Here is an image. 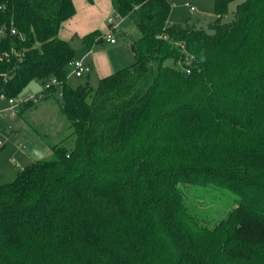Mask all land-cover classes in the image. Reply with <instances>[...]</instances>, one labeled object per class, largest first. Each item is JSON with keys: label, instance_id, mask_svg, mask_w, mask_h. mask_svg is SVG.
I'll return each mask as SVG.
<instances>
[{"label": "trees", "instance_id": "obj_1", "mask_svg": "<svg viewBox=\"0 0 264 264\" xmlns=\"http://www.w3.org/2000/svg\"><path fill=\"white\" fill-rule=\"evenodd\" d=\"M228 1H215L206 31L172 23L170 0H112L141 35L135 61L94 88L67 82L76 54L59 31L73 0H0V50L12 51L0 93L56 79L37 92L59 104L74 138L0 184V264H220L223 251L237 259L264 244V0L239 2L223 21ZM187 186L234 198L223 250Z\"/></svg>", "mask_w": 264, "mask_h": 264}, {"label": "rangeland", "instance_id": "obj_2", "mask_svg": "<svg viewBox=\"0 0 264 264\" xmlns=\"http://www.w3.org/2000/svg\"><path fill=\"white\" fill-rule=\"evenodd\" d=\"M172 3L169 19L172 23L183 26H195L206 31H212L217 14L216 0H170ZM244 0H229L227 11L223 15V21L233 19L234 10L239 2ZM194 7V8H192ZM113 18V29L111 35L115 38L119 47L110 50L114 62H118L124 57L129 56L127 62L119 67L128 66L135 61V52L132 46L140 37L141 30L133 15L122 17L116 12H112L108 17ZM1 35V33H0ZM80 37L75 36L71 42L75 48V54L79 53ZM104 48L113 46L103 35L102 41L97 44ZM111 49V48H109ZM168 64H176L172 60ZM47 79L30 81L24 89L16 96L27 97L30 92L36 93L45 85L51 82ZM89 81L92 87L98 84V77L94 72L89 71L82 76H76L73 68L67 74V82L72 86ZM7 97H0V184L13 181L17 173L27 164L36 159L49 158L52 156V144L64 142L69 148L74 145V138L67 136L69 133L66 127L67 119L61 112L58 103H55L52 96L42 97L34 105H31L21 115H10ZM189 201L195 207L194 213L198 218L203 219V223L214 229L215 236L211 239L215 246L223 250L225 245L232 244L229 238V213L234 206V198H230L229 192L221 188L200 189L198 187L187 186L184 188ZM220 264H264V244L255 245L248 251L247 257L232 258L221 252L219 255Z\"/></svg>", "mask_w": 264, "mask_h": 264}, {"label": "crops", "instance_id": "obj_3", "mask_svg": "<svg viewBox=\"0 0 264 264\" xmlns=\"http://www.w3.org/2000/svg\"><path fill=\"white\" fill-rule=\"evenodd\" d=\"M73 2L76 12L62 24L59 31L60 37L68 40L71 45L75 36L80 37L79 53L76 57L83 58L88 63L90 72H94L98 77V80L101 77L107 76L114 71L123 68H117V66L125 64L127 60H129L127 59L129 56L124 55L125 58H122L119 63L114 62L110 50L119 47L116 40L115 42L109 41L113 46L110 45L108 48H104L103 45H97L102 39L93 42L92 45H89L83 40V36L89 32L97 29L101 32H106L108 30L109 24L107 19L112 12H115L112 0H73ZM121 47L123 49V46ZM121 47L117 49H121ZM55 103L57 102L55 101Z\"/></svg>", "mask_w": 264, "mask_h": 264}, {"label": "built area", "instance_id": "obj_4", "mask_svg": "<svg viewBox=\"0 0 264 264\" xmlns=\"http://www.w3.org/2000/svg\"><path fill=\"white\" fill-rule=\"evenodd\" d=\"M113 21H114L113 18L110 17L109 23H112V27H110L104 34L106 38L108 39V41L110 42H115V38L110 33V29H113ZM4 30H5V27L1 28L0 33L4 32ZM11 32L15 33L16 29L12 28ZM11 53L12 51L0 50V60L10 59ZM69 66L70 68H73V71L76 76H82L84 73L89 71V65L83 58H79V57L73 58L72 60H70ZM52 82H56V79H52ZM49 86H50V82L45 85V89L49 88ZM43 96H44V93L42 91L36 92V93L30 92L27 97L20 96V97H17V99L16 97H8L4 93H0V97H7L8 103H9L8 109L10 110V115L12 116L18 114V111L21 105L25 104L28 101L37 102ZM3 112L4 110L0 111V114H3ZM1 145H3L2 141H0V146Z\"/></svg>", "mask_w": 264, "mask_h": 264}, {"label": "water", "instance_id": "obj_5", "mask_svg": "<svg viewBox=\"0 0 264 264\" xmlns=\"http://www.w3.org/2000/svg\"><path fill=\"white\" fill-rule=\"evenodd\" d=\"M133 50L135 49V45L132 46ZM89 83V81H87V84Z\"/></svg>", "mask_w": 264, "mask_h": 264}]
</instances>
